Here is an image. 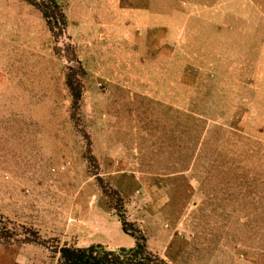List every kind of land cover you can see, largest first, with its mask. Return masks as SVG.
Instances as JSON below:
<instances>
[{
    "label": "rangeland",
    "instance_id": "rangeland-1",
    "mask_svg": "<svg viewBox=\"0 0 264 264\" xmlns=\"http://www.w3.org/2000/svg\"><path fill=\"white\" fill-rule=\"evenodd\" d=\"M55 2L0 0V264L120 215L169 264H264V0Z\"/></svg>",
    "mask_w": 264,
    "mask_h": 264
},
{
    "label": "trees",
    "instance_id": "trees-1",
    "mask_svg": "<svg viewBox=\"0 0 264 264\" xmlns=\"http://www.w3.org/2000/svg\"><path fill=\"white\" fill-rule=\"evenodd\" d=\"M38 8L50 29L54 31V21L65 22V16L55 0H26ZM72 88V87H71ZM73 91V88H72ZM79 96V91L74 93V100ZM122 229L135 238L131 247L107 248L100 243H91L87 246L60 247V257L63 264H169L165 259L149 250L145 238L138 230L129 231L132 223L120 215Z\"/></svg>",
    "mask_w": 264,
    "mask_h": 264
},
{
    "label": "crops",
    "instance_id": "crops-1",
    "mask_svg": "<svg viewBox=\"0 0 264 264\" xmlns=\"http://www.w3.org/2000/svg\"><path fill=\"white\" fill-rule=\"evenodd\" d=\"M121 240L123 241L124 244L122 243L119 247H131L135 243L134 239L130 235L124 233L123 231H122V234H121ZM97 243L103 244L102 242H97Z\"/></svg>",
    "mask_w": 264,
    "mask_h": 264
}]
</instances>
